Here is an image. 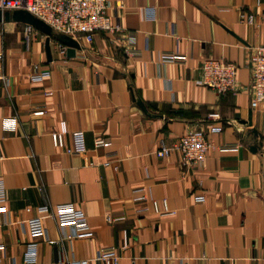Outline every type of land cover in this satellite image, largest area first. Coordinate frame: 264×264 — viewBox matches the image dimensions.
<instances>
[{"label": "crops", "instance_id": "1", "mask_svg": "<svg viewBox=\"0 0 264 264\" xmlns=\"http://www.w3.org/2000/svg\"><path fill=\"white\" fill-rule=\"evenodd\" d=\"M110 4L114 23L136 34L141 56H126L118 36L97 33L92 44L81 40L75 58L59 55L51 39L50 62L44 34L27 46L25 24H0V76L7 80H0V180L8 198L3 264H27L32 242L37 264H106L98 255L110 247L119 264H264V105L251 108L250 64L254 49L264 46V0ZM166 51L189 57L188 64H161ZM207 59L237 66L236 95L198 84ZM36 65L50 76L34 81ZM11 117L19 127L4 131ZM63 123L65 145L56 148L52 134ZM77 131L85 133L84 156L66 151ZM191 132L239 147L213 150L194 166L183 165L177 151L157 156L161 142L173 147ZM97 139L112 147L96 151ZM140 189L146 203L134 201ZM150 199L167 200L175 214L140 213ZM68 203L86 213L92 236L68 239L72 228L47 218V238L32 239L26 223L37 209Z\"/></svg>", "mask_w": 264, "mask_h": 264}, {"label": "built area", "instance_id": "2", "mask_svg": "<svg viewBox=\"0 0 264 264\" xmlns=\"http://www.w3.org/2000/svg\"><path fill=\"white\" fill-rule=\"evenodd\" d=\"M260 1V0H258ZM125 8L124 4L120 5ZM111 9L110 0H0V11L15 12L27 11L34 17L46 23L57 34H63L74 38L81 43L84 39L87 44H92L94 36L97 33H105L118 36L124 47L126 56L137 58L141 56V51L136 48V34L125 32L117 23H114L109 11ZM149 17H154V10L147 11ZM249 23L253 21V16H249ZM24 36L26 45L29 46L34 38L42 37V33L30 25H25ZM58 54L67 57V47L56 41ZM85 58L84 56H81ZM161 64H175L185 66L189 62V57L178 54L177 52H162L159 56ZM251 108L260 109L264 105V46H258L254 49L251 56ZM200 74L198 84L213 90L219 96L228 94L236 95L239 91L237 86L238 68L234 63L224 60L207 59L200 65ZM34 81H42L50 76L51 71L47 68L34 67ZM0 80L7 81L5 77L0 76ZM36 115H43V112ZM3 130L14 132L19 127L17 117L6 118L3 120ZM221 128H212V132H220ZM67 133L65 124L61 126L60 132L52 134L53 145L56 148H64V134ZM262 150L264 155V137L262 139ZM112 147V142L105 139H97L94 142L96 151L108 150ZM239 147L238 144H229L216 146L207 140V136L200 132H191L182 136L177 143L170 147L166 142L160 143L157 152L159 158L170 156L172 151L180 154L182 164L185 166H194L203 163L208 154L216 149L234 150ZM68 154L84 156L87 152L85 133L77 131L72 133V146L67 150ZM91 165H93L91 163ZM110 161L103 163V166L109 167ZM143 189L136 191L141 193L134 197L136 203H146L147 197L144 196ZM7 189L2 180H0V227L3 225L2 216L8 213ZM202 198H198V201ZM39 216L27 221L26 225L32 239L47 238V232L44 220L47 218L56 221L60 228L71 227L73 233L71 238H86L92 236L91 227L86 213L78 209L74 204L45 205L37 209ZM153 212L157 215H172L175 212L170 211L167 200L161 203L158 200L150 199L149 205L140 210V213ZM123 220V219H121ZM109 223L114 220L107 218ZM5 251V245L0 241V264H3L2 253ZM98 258L106 264H119L120 256L115 247L103 248ZM25 260L27 264H37L38 245L32 242L27 246ZM69 264H90L88 260H72Z\"/></svg>", "mask_w": 264, "mask_h": 264}, {"label": "water", "instance_id": "3", "mask_svg": "<svg viewBox=\"0 0 264 264\" xmlns=\"http://www.w3.org/2000/svg\"><path fill=\"white\" fill-rule=\"evenodd\" d=\"M9 22H16L25 25H30L35 29L39 30L42 34H44L47 37L46 50L50 62L52 61L51 51H50L51 39H54L67 47L68 58H75L77 51L82 50L80 42H78L72 37L55 33L50 26H48L46 23L39 20L38 18L34 17L32 14H30L27 11H15L12 13L0 11V24L9 23ZM136 102L146 114L150 115L146 106L139 98H136ZM254 133L256 134L255 131ZM260 139L262 140L263 137H261ZM259 144L261 145L262 143Z\"/></svg>", "mask_w": 264, "mask_h": 264}]
</instances>
